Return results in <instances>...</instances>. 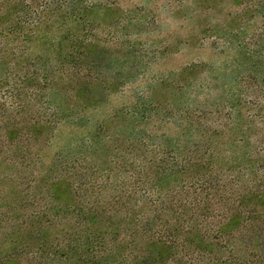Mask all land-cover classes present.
Masks as SVG:
<instances>
[{
	"label": "trees",
	"instance_id": "trees-1",
	"mask_svg": "<svg viewBox=\"0 0 264 264\" xmlns=\"http://www.w3.org/2000/svg\"><path fill=\"white\" fill-rule=\"evenodd\" d=\"M182 1L0 0V264H264V0Z\"/></svg>",
	"mask_w": 264,
	"mask_h": 264
},
{
	"label": "rangeland",
	"instance_id": "rangeland-1",
	"mask_svg": "<svg viewBox=\"0 0 264 264\" xmlns=\"http://www.w3.org/2000/svg\"><path fill=\"white\" fill-rule=\"evenodd\" d=\"M100 4L92 14V18L99 24V30L105 31L108 26L112 25L113 21H116V16L121 13H125L126 10H133L136 13H141L148 17V20L152 22L149 26L148 31L151 30V35L144 34L142 37H146L153 42L164 43L172 32H177L178 30L182 33L183 28L179 26L184 25V19L186 18V13L184 10H178L177 12H172L171 5H179L182 0H95ZM109 1H115L117 4L114 10H107L103 5H106ZM102 4V5H101ZM174 15L176 18L181 19L178 21L174 20ZM142 16V15H141ZM155 24L153 25V23ZM118 26V25H117ZM159 26L161 28L162 34L159 36L158 31L154 28ZM158 29V28H156ZM134 33V32H132ZM169 33V34H168ZM168 34V35H167ZM167 37V38H166ZM114 38V37H113ZM145 40V38H144ZM141 44H138L133 48L136 50H141ZM154 49V48H151ZM198 57L197 55H190V53H180L176 56L169 55L168 53L162 55L158 58H152L153 63L150 66L149 76L154 77L159 74L165 73L171 69L180 67L182 64L193 60ZM168 73V72H167Z\"/></svg>",
	"mask_w": 264,
	"mask_h": 264
}]
</instances>
